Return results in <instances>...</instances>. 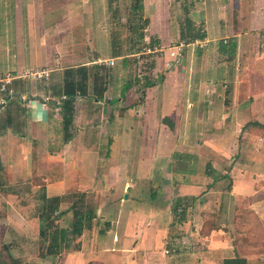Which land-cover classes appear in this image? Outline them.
I'll return each instance as SVG.
<instances>
[{
  "label": "crops",
  "instance_id": "1",
  "mask_svg": "<svg viewBox=\"0 0 264 264\" xmlns=\"http://www.w3.org/2000/svg\"><path fill=\"white\" fill-rule=\"evenodd\" d=\"M90 2L19 0L17 43L0 33V116H17L0 134V163L17 158L0 193L37 171L47 197L97 212L84 264H222L236 256V215L254 212L264 227V0H143V42L105 48ZM152 39L159 45L149 48ZM93 65L109 70L103 98L90 81L89 96L75 101L69 141L62 123L59 157L40 161L41 142H27L24 168L27 144L12 136L26 137L18 120L34 125L33 140L53 142L64 71ZM41 72L55 83L31 86L29 74ZM38 92L50 97L41 102ZM212 219L219 230H207Z\"/></svg>",
  "mask_w": 264,
  "mask_h": 264
},
{
  "label": "rangeland",
  "instance_id": "2",
  "mask_svg": "<svg viewBox=\"0 0 264 264\" xmlns=\"http://www.w3.org/2000/svg\"><path fill=\"white\" fill-rule=\"evenodd\" d=\"M4 1L0 9V16H4L3 19L0 18V33L3 35L9 46H12L14 41L15 43H17L18 24L21 23V13L19 10L20 4L19 0ZM89 1H91L92 3L90 2L87 7H89V9L91 7L94 9L95 18L100 20L101 29L105 33L104 36H101V39L103 41L102 48L111 47V43L113 44V42L124 44L125 42H127V40L129 41L131 36L133 35V32H131L130 22L131 24H136V21H138V24H143L144 16H142L141 18L139 17L141 12L140 10H138L139 5L138 1L136 0ZM42 7H45L44 3H42ZM46 8L48 9V7ZM105 52L106 51L100 54L107 56ZM148 55L155 56L157 54L148 53ZM156 58L157 57L155 56L154 59ZM133 69L134 68L129 70L131 72L129 75H135ZM135 72L136 75H143V69H140L138 67ZM12 78L13 77H10V79ZM138 80L140 79L138 78ZM53 81L54 80L50 79L44 81L40 79H32V84H30L31 82L29 84L31 86H35L36 84L40 85V83H42L44 86H51L52 83H55ZM145 81L146 79L144 78V83ZM18 83L17 80H14L13 84L8 86L7 92L11 97H13V95L15 94L14 90L17 85H19ZM38 94L40 95L41 99H47L48 96L50 97V94L46 92H38ZM38 94H36L37 98L39 96ZM43 99L41 100V102L44 101ZM50 101L56 102L55 99ZM60 113L57 116L58 118L52 117L54 121H56V124H54L53 127L55 128V132L52 136V138H54L53 142H47V139L43 138L42 135L40 136L39 140H33L32 136L35 135V133H38L35 132L34 125L28 126L27 124H23L25 123V119H23V117H21V119H19L18 121H20L22 127H25L22 132L26 137H21L19 134H13L12 136L17 141V144H19L20 142H26L27 144V142L40 141L41 146L44 148L41 151L40 161L47 159V156L51 152L56 153V156L59 157V154L64 149V143L62 142L64 132L62 130V118L60 117ZM5 119L8 121V123L12 121L16 123L15 121L17 120L15 119H17V116H8L5 117ZM41 128L43 127L41 126ZM28 132L31 133V136L28 134ZM26 149H28V154H25L26 158L24 159V168H30L31 164H29L30 152L28 144ZM102 150L103 149H98L99 155H102V153L104 152V150ZM80 154L81 152L79 153V155ZM16 159L17 158L12 156L11 154V156H5L4 163H0V170L3 169L2 173L3 178H5L6 180L5 182H7V171L5 169L7 168L8 164L12 166L13 164L17 163ZM45 164L47 163H40L42 168L47 169L48 165ZM61 166V164H57L55 169L51 167L49 169L50 177H57V175L61 173ZM41 172H43V169H41ZM35 173L33 177H30L24 181L22 180V178L16 179L15 177L12 181L13 183H11L12 185H9V193H0L2 195L0 196V258L6 260L7 262H10L9 260L12 259L11 264H84L82 261L88 254V252L92 250L93 246L92 244H90L88 234L89 231H94L97 228V226L94 224L96 222L95 219L98 218V213L93 211L90 212L88 210H82L79 206H76L79 209V214L93 213V215L95 216L92 219L93 224L84 220L85 226L83 227L81 235L79 237H73L72 235L69 236L73 239L67 242L68 245L63 247L62 252L58 256H52L49 252L51 238L47 239L41 234L42 222L40 220V213L42 212L41 209L44 205L41 195L45 194V196H47V190L44 184H42V179H40L41 181L39 180V178H42L41 174L40 176H37L38 172L35 171ZM45 183L47 182L45 181ZM33 186L40 187L34 189ZM62 199L65 201V196H62ZM127 203V207L132 206V203L130 201H127ZM77 208L75 210H77ZM60 211H66L67 213L65 215L63 214L62 216L55 215V221L52 227H54L55 229L56 227H70V229H73L71 225L77 221L74 218L73 210L71 211V202L67 205L64 202L60 206ZM126 213L127 212H125V215ZM212 220L216 221V219ZM217 222H220L219 219ZM103 227L104 226H102V228ZM54 228L50 229V233L54 231ZM85 232L88 233L87 236H84ZM89 235L92 234L90 233ZM230 236H232V238L235 240L239 238L241 240L245 237L244 234L237 235L235 233V230L234 235ZM239 251L241 255L245 256L249 260L250 264H264V243L252 248H249L248 244L247 247L245 244H243L242 248H239ZM224 256H226V253ZM86 262H88V259H86Z\"/></svg>",
  "mask_w": 264,
  "mask_h": 264
},
{
  "label": "trees",
  "instance_id": "3",
  "mask_svg": "<svg viewBox=\"0 0 264 264\" xmlns=\"http://www.w3.org/2000/svg\"><path fill=\"white\" fill-rule=\"evenodd\" d=\"M138 1V10H140V18L142 17V1L143 0H136ZM137 9V6H136ZM133 21V20H132ZM136 24H131V32H133V35L131 36L132 40L135 39L134 37H137L138 43L143 42L144 40V30L147 28L149 21L144 20L143 24H138L139 22L136 21ZM205 38V34L202 33L200 35H197L193 38V40H203ZM191 41V42H194ZM115 43V42H114ZM155 45H159L158 39H152V41L147 45L149 48H154ZM139 53V52H136ZM114 57H121L123 56V52H120L118 50H115L113 52ZM134 54V53H128ZM108 77H109V70L107 67L103 65H93L91 67H78V68H69L64 71L63 76V84L60 89V104L62 106L61 112H62V123H63V130L65 131L66 141H69L72 137V134L70 132L71 127L73 125L74 121V113H75V101L78 97H87L90 94V81L92 85L93 90V96L94 98L102 99L105 92L108 90ZM93 83V84H92ZM149 86L152 83H147ZM59 94V95H60ZM4 118H1L0 116V134L2 130H7L5 124ZM4 128V129H3ZM3 169L0 170V188L4 191L6 190L5 187H2L4 185V180L2 173ZM36 175V173H35ZM41 178H39L40 180ZM41 181V180H40ZM43 200V207L42 212L40 213V220L42 222V229L41 234L49 239L51 238L50 242V254L52 256H58L61 252L63 247L68 245V241L72 240L73 238L69 236H80L83 230V227L85 226L84 220L87 222H91L92 219L95 217L93 213H87V214H79V210H75L76 207H73L74 212V218L77 222L73 223L71 227L73 229L69 228H58L56 229L53 226L55 221V215L62 216L65 215L67 212L60 211V205L62 202V199L60 198H49L45 196V194L41 195ZM91 212V211H90ZM79 215V216H78ZM174 215L178 216L177 208H174ZM218 220H211V223L207 225V230H219L221 226L220 223L217 222ZM233 223L235 225V233L238 235L244 234V238L240 240H235V246L237 247V253L235 257L225 258L222 262V264H250L249 260L241 255L239 248H242L243 244H248L249 248L256 247L258 245H261L264 243V231L263 226L258 218V216L254 212H248L245 214H239L236 215L233 219ZM51 224V225H50ZM54 228V231L50 233V229ZM256 245V246H255ZM69 248V246H68ZM10 262H7L6 260H3L0 258V264H11L12 259L9 260ZM86 264H103L98 262H87Z\"/></svg>",
  "mask_w": 264,
  "mask_h": 264
},
{
  "label": "built area",
  "instance_id": "4",
  "mask_svg": "<svg viewBox=\"0 0 264 264\" xmlns=\"http://www.w3.org/2000/svg\"><path fill=\"white\" fill-rule=\"evenodd\" d=\"M113 64V62H111ZM33 80L41 79L42 77L48 78L50 76L49 72H41L35 74H29Z\"/></svg>",
  "mask_w": 264,
  "mask_h": 264
}]
</instances>
